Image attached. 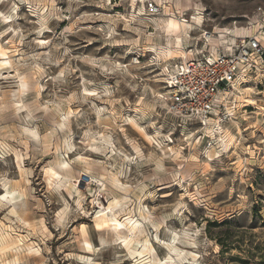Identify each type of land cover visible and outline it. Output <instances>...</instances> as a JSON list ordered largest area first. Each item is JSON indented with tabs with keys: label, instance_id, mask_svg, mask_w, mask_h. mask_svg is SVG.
Listing matches in <instances>:
<instances>
[{
	"label": "clouds",
	"instance_id": "obj_1",
	"mask_svg": "<svg viewBox=\"0 0 264 264\" xmlns=\"http://www.w3.org/2000/svg\"><path fill=\"white\" fill-rule=\"evenodd\" d=\"M264 0H0V264H264Z\"/></svg>",
	"mask_w": 264,
	"mask_h": 264
},
{
	"label": "rangeland",
	"instance_id": "obj_2",
	"mask_svg": "<svg viewBox=\"0 0 264 264\" xmlns=\"http://www.w3.org/2000/svg\"><path fill=\"white\" fill-rule=\"evenodd\" d=\"M257 196H259L261 199H264V192H258L256 193Z\"/></svg>",
	"mask_w": 264,
	"mask_h": 264
}]
</instances>
